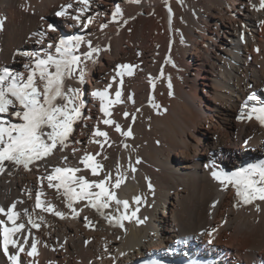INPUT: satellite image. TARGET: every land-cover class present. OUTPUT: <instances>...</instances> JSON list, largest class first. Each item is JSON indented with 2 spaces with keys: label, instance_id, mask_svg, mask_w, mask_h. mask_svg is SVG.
I'll return each mask as SVG.
<instances>
[{
  "label": "bare ground",
  "instance_id": "1",
  "mask_svg": "<svg viewBox=\"0 0 264 264\" xmlns=\"http://www.w3.org/2000/svg\"><path fill=\"white\" fill-rule=\"evenodd\" d=\"M68 3L73 4L69 16H76L82 7L76 0H0V18L5 19L0 30V67L26 74L24 65L30 58L22 53L41 57L55 53L49 45L61 37L83 36L100 49L80 65L82 84L78 71L66 81L67 87L80 90L81 100L86 80L90 87L67 147L54 150L38 167L30 165L26 171L6 165L0 173V206L22 201L16 210L31 213L35 193L42 189L41 199L66 213L60 219L37 209V222L39 215L44 217L39 229L30 228L27 217H22L39 242L34 257L21 253L23 264H150L154 260L160 264H264V202L234 207V189L221 190L211 176L214 167L234 171L264 160V126L254 117L237 119L242 108L247 111L264 104V9H259V0H167V6L165 0H90L80 23L55 15ZM117 6L122 15L113 21ZM49 24L57 30H49ZM101 25L107 27L101 29ZM86 51L88 45L82 44L77 54ZM166 57L171 63L165 62ZM118 65L134 66L133 75H125L122 85L116 76ZM109 84V100H115L117 87L122 95L120 103L106 104L111 115L105 117L100 99L92 92L103 91ZM149 95L158 108L149 104ZM250 96L256 99L249 100ZM104 119L114 120L121 131L131 126L132 135L122 136ZM94 129L108 135L107 142L95 138L103 148L90 142ZM85 153L103 165L99 176H92L80 163ZM117 163L126 179L114 191L118 199L129 201L131 209L139 208L136 215L142 223L125 220L124 228L112 226L87 207V201L74 204L79 212L74 217L65 207L62 190L48 188L46 179L40 181L54 168L79 167L82 172L77 175L90 181L110 173L114 182ZM129 164L135 167L134 173ZM134 196H141L142 202L132 203ZM104 211L118 214L114 201ZM85 217L91 222L87 227ZM0 219L6 217L0 215ZM181 240L184 243H177ZM0 264H9L2 252Z\"/></svg>",
  "mask_w": 264,
  "mask_h": 264
},
{
  "label": "snow or ice",
  "instance_id": "2",
  "mask_svg": "<svg viewBox=\"0 0 264 264\" xmlns=\"http://www.w3.org/2000/svg\"><path fill=\"white\" fill-rule=\"evenodd\" d=\"M76 2L82 5L77 10L76 16H69L68 13V9L73 7L72 3L61 6L55 15L57 17L69 16L70 19L80 23L81 16L90 6V0H76ZM128 2L138 3L139 0H128ZM165 4L167 6V0H165ZM259 9H264V0H259ZM168 11L171 20V9L169 8ZM121 15L122 11L117 6L112 13V20L116 21L117 17ZM91 21L92 17H88V23ZM4 23L5 19L0 18V30H3ZM261 23L264 24V21ZM87 26L88 24H84L85 28ZM105 27L107 25H101V29ZM48 28L51 31L57 30L53 24H49ZM40 35L43 36L44 33H40ZM82 44L88 45V51L77 54ZM52 47L55 48V53L45 52L43 57L38 53H22L30 58V62L24 65L26 74L11 71L8 67H0V173L5 171L6 165L13 168L23 167L26 171L30 170V165L38 167L40 162L54 154V150L63 151L67 147V141L74 130L75 123L82 118L81 110L85 105L80 99L81 92L78 88L67 87L66 81L73 78L78 71V82L83 83L84 68L80 65L91 60L93 55L100 51L99 46H93L90 40L77 35L61 37L57 43L49 45V48ZM165 62L171 63L167 57ZM133 67L132 65L117 66L116 76L121 78V85L125 75H133ZM162 75L163 68L161 69ZM113 79L115 80L116 77ZM156 79H160V77ZM149 83L154 88L155 85L152 83L151 77H149ZM111 87L112 85L109 84L103 91L92 92L93 97L100 99V111L105 117L111 115L106 104L121 102V87L116 89L115 100H109L108 89ZM168 88V95L171 96L173 93L170 78ZM128 99L132 100L131 94ZM248 99L255 100L256 98L250 96ZM149 104L154 108L159 107L154 103L151 95H149ZM128 115L127 112L124 113L126 118ZM253 117L261 126H264V104L248 108L247 111L242 108L241 115L237 119L251 120ZM132 119L135 120L134 115ZM102 122L105 125H114L115 130L122 136L132 135L131 126L128 131H121V126L112 119H104ZM96 137H103L107 142V133L94 129L92 139H90V142L100 144L103 148V143L95 139ZM244 143L247 145L248 141L245 140ZM124 147L127 148L128 145L125 144ZM76 151L77 149L74 148L73 153L75 154ZM64 159L67 160V157ZM80 163L84 165V169L90 170L94 177L99 176L100 170L103 168V165L96 161L95 156L90 153H85L80 158ZM136 163L139 164L140 160L137 159ZM116 167L117 175L114 182L110 173L105 174L103 179L90 181L84 175H77L82 172L79 167L54 168L50 174L40 177V181L42 183L46 179L48 188H55L57 192L62 190L65 207L71 210L74 217L79 215L74 204L87 201L86 206L95 209L112 226L124 228L123 221L125 220L142 223L143 221L136 215L139 208L133 210L130 208L128 200L117 198L114 189L119 188L125 182L126 177L119 171V163ZM129 170L133 173L136 171L131 164H129ZM211 176L219 182L221 190H226L229 186L234 189L236 196L234 207L252 205L256 201L264 202V160L248 163L234 171H226L223 168L217 170L214 167ZM148 187L149 190L152 189L150 183ZM42 195H44L42 189L36 191L35 204L31 213L27 209L23 213L16 210V204L22 203V201H14L7 208L0 206V215L6 217V219H0V252L7 258L9 264H23L21 253H26L29 257L38 254L37 245L39 242L31 235L30 231V228L39 229L40 222L44 221L43 215L38 217L40 222L34 218L37 209L41 213H50L60 219L66 218L65 212L56 209L50 201H43ZM113 201L117 206L118 214L116 216L107 215L104 211ZM141 202V196L132 198L134 204L138 205ZM121 206L124 210L122 213L120 212ZM214 206L215 204H213ZM255 206L259 212L261 210L259 204ZM22 217H27V225H30V228L26 229ZM18 221L20 222L18 223ZM85 221L86 227L91 224L87 217H85ZM22 230H26L27 234ZM207 235L210 237L208 243L212 244V231H209ZM29 241L30 246L26 247L29 245ZM177 243H184V241H177ZM150 264H160V261L154 260Z\"/></svg>",
  "mask_w": 264,
  "mask_h": 264
},
{
  "label": "rangeland",
  "instance_id": "3",
  "mask_svg": "<svg viewBox=\"0 0 264 264\" xmlns=\"http://www.w3.org/2000/svg\"><path fill=\"white\" fill-rule=\"evenodd\" d=\"M92 73V72H91ZM90 73V74H91ZM87 83H88V80H86V82H84V84H83V89H82V91H83V96H84V94H87V93H85V92H89L90 91V87L88 86L87 87ZM83 96H82V100H83ZM89 102V101H88ZM87 108H85L84 109V111H83V114H84V116L86 115V112H87V110H86ZM222 240H225V238H222Z\"/></svg>",
  "mask_w": 264,
  "mask_h": 264
}]
</instances>
